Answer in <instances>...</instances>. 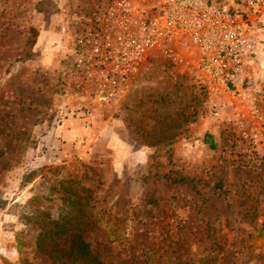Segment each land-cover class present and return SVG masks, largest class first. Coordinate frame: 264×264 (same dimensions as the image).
<instances>
[{"label": "rangeland", "instance_id": "1", "mask_svg": "<svg viewBox=\"0 0 264 264\" xmlns=\"http://www.w3.org/2000/svg\"><path fill=\"white\" fill-rule=\"evenodd\" d=\"M108 1L0 0V264H91L67 234L36 248L59 216L99 264H264V159L244 165L183 63L149 60L116 104L62 88L72 16Z\"/></svg>", "mask_w": 264, "mask_h": 264}, {"label": "built area", "instance_id": "2", "mask_svg": "<svg viewBox=\"0 0 264 264\" xmlns=\"http://www.w3.org/2000/svg\"><path fill=\"white\" fill-rule=\"evenodd\" d=\"M71 22L60 67L64 91L80 102L116 104L149 60L174 58L202 92L208 117L236 134L244 165L263 161L264 109L244 67L253 73L251 58L264 57V0H156L147 8L110 0Z\"/></svg>", "mask_w": 264, "mask_h": 264}, {"label": "trees", "instance_id": "3", "mask_svg": "<svg viewBox=\"0 0 264 264\" xmlns=\"http://www.w3.org/2000/svg\"><path fill=\"white\" fill-rule=\"evenodd\" d=\"M204 143H206L210 149L214 148V145L208 136H205ZM65 220L66 218H64V216H59L57 220L49 223V227H47V229L41 230L35 241L36 248L39 250L43 249L41 242L43 238H46V236L49 237L48 239L50 240L51 238H61L67 234L69 237V248L66 254L73 257L72 262L80 260L83 261L84 258H86L88 261L90 260L91 264H99L95 256H90L88 245L81 240L80 233H77L74 229H70L68 231L65 229Z\"/></svg>", "mask_w": 264, "mask_h": 264}, {"label": "crops", "instance_id": "4", "mask_svg": "<svg viewBox=\"0 0 264 264\" xmlns=\"http://www.w3.org/2000/svg\"><path fill=\"white\" fill-rule=\"evenodd\" d=\"M255 69H257V68H255Z\"/></svg>", "mask_w": 264, "mask_h": 264}]
</instances>
